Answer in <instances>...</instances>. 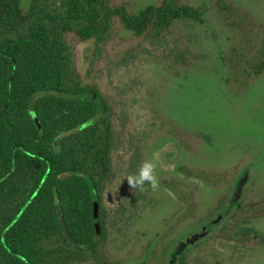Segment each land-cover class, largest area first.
<instances>
[{
  "label": "rangeland",
  "instance_id": "obj_1",
  "mask_svg": "<svg viewBox=\"0 0 264 264\" xmlns=\"http://www.w3.org/2000/svg\"><path fill=\"white\" fill-rule=\"evenodd\" d=\"M161 1L112 0L131 12ZM182 1L203 19L181 20L165 38L137 35L119 20L98 50L94 39L70 38L79 79L98 87L117 137L115 178L103 198L108 254L123 264H170L169 246L172 253L201 231L227 188L249 172L233 221L208 227L213 231L189 251L187 264H264V74L239 88L230 66L236 47L264 35V0H226L252 22L248 36L223 0ZM147 160L156 164L157 186L133 188L127 177ZM174 188L193 190L196 209Z\"/></svg>",
  "mask_w": 264,
  "mask_h": 264
},
{
  "label": "trees",
  "instance_id": "obj_2",
  "mask_svg": "<svg viewBox=\"0 0 264 264\" xmlns=\"http://www.w3.org/2000/svg\"><path fill=\"white\" fill-rule=\"evenodd\" d=\"M221 6L244 34H254L246 14L226 0ZM185 19L202 21V11L182 0H162L138 12L112 0H0V264H123L108 254L103 203L115 178L112 109L96 85L80 81L70 38L94 39L98 50L118 20L137 35L161 39ZM253 39L230 59L239 88L264 74V35ZM97 114L96 122L81 127ZM237 182L220 200L221 220L213 223L214 215L201 224L214 230L233 221L242 207L241 196L233 201ZM174 189L189 211L196 209L193 190ZM62 219L78 244L67 238ZM213 230L189 244L177 263L187 264L189 251Z\"/></svg>",
  "mask_w": 264,
  "mask_h": 264
},
{
  "label": "water",
  "instance_id": "obj_3",
  "mask_svg": "<svg viewBox=\"0 0 264 264\" xmlns=\"http://www.w3.org/2000/svg\"><path fill=\"white\" fill-rule=\"evenodd\" d=\"M36 119V122L39 124V121L37 119V117H35ZM248 176H249V172H245L241 177L240 179L238 180L237 182V185H236V191H235V194H234V197H233V201H237L241 194H242V191H243V188L246 184V181L248 179ZM25 206H23V208L21 209L20 213L23 211ZM19 214L16 215V217L14 218V220L11 222L10 225H12L19 217ZM99 215V204L97 201L94 202V217L97 218ZM223 217L222 214H218V216L216 218L213 219V223H218L221 218ZM62 223L64 225V228H65V234L67 236V238L75 243V244H78L77 241L70 235L68 229L65 227V224H64V220L62 219ZM96 230L98 233H100L101 229H100V222L97 221L96 222ZM208 231V226L207 225H203L202 228H201V231H195L193 233H191L190 235H188L184 240H181L177 247L174 249V251L172 252V257H171V260H170V264H175L176 260H177V257L180 253H182V251L189 245V244H194L196 241H198L201 237H203ZM12 251V250H11Z\"/></svg>",
  "mask_w": 264,
  "mask_h": 264
},
{
  "label": "clouds",
  "instance_id": "obj_4",
  "mask_svg": "<svg viewBox=\"0 0 264 264\" xmlns=\"http://www.w3.org/2000/svg\"><path fill=\"white\" fill-rule=\"evenodd\" d=\"M156 164L152 160L143 162L133 176H128V182L133 187H140L143 189L145 183L152 188L157 186V179L155 175Z\"/></svg>",
  "mask_w": 264,
  "mask_h": 264
},
{
  "label": "flooded vegetation",
  "instance_id": "obj_5",
  "mask_svg": "<svg viewBox=\"0 0 264 264\" xmlns=\"http://www.w3.org/2000/svg\"><path fill=\"white\" fill-rule=\"evenodd\" d=\"M235 191H236V188H235ZM235 191H234V194H235ZM234 194H233V195H234ZM176 247H177V246H176ZM173 251H174V250H173ZM171 257H172V253H171ZM170 259H171V258H170ZM176 262H177V260H176ZM175 264H176V263H175Z\"/></svg>",
  "mask_w": 264,
  "mask_h": 264
}]
</instances>
